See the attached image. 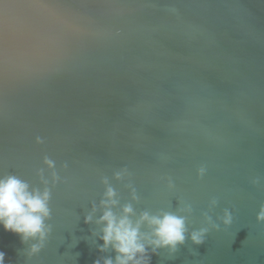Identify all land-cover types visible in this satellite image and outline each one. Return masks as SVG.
I'll use <instances>...</instances> for the list:
<instances>
[{"label":"water","instance_id":"water-1","mask_svg":"<svg viewBox=\"0 0 264 264\" xmlns=\"http://www.w3.org/2000/svg\"><path fill=\"white\" fill-rule=\"evenodd\" d=\"M7 176L49 215L0 225L4 264H115L108 188L118 217L183 218L146 264H264V0H0Z\"/></svg>","mask_w":264,"mask_h":264},{"label":"clouds","instance_id":"clouds-1","mask_svg":"<svg viewBox=\"0 0 264 264\" xmlns=\"http://www.w3.org/2000/svg\"><path fill=\"white\" fill-rule=\"evenodd\" d=\"M51 166V161L48 162ZM115 193L111 188L105 193L106 199L102 201L105 207L99 222L104 223L103 236L104 247L109 244L117 252L115 264H146L144 253L145 243L155 246H175L184 239V220L172 214H164L162 217H150L144 213L135 223L129 218L133 209L125 206L123 215L116 216L111 206L116 204L113 199ZM49 193L33 190L29 191L26 182L15 176L0 178V225L6 231L21 234L23 238L37 237L41 239L45 235L44 220L49 215L47 201ZM264 216V212L261 213ZM91 219L87 217L86 220ZM147 221L154 226L151 237L140 233L141 222ZM193 240L199 241L198 233L193 234ZM35 249V246L33 248ZM5 253L0 251V264H4ZM96 264H100L96 261ZM104 264H113L112 259H105Z\"/></svg>","mask_w":264,"mask_h":264}]
</instances>
